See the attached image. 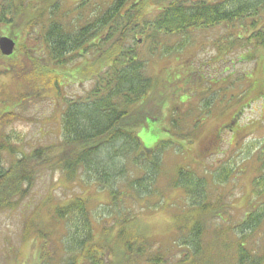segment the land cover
Listing matches in <instances>:
<instances>
[{"label": "rangeland", "instance_id": "obj_1", "mask_svg": "<svg viewBox=\"0 0 264 264\" xmlns=\"http://www.w3.org/2000/svg\"><path fill=\"white\" fill-rule=\"evenodd\" d=\"M48 1H60V10L68 11L67 20L74 19V0ZM145 1L148 3L146 14L154 15L174 0ZM96 2L99 4V0H90L84 8V12H89L88 18ZM107 2L104 0L102 7ZM46 4L44 0H30L28 12L16 17L18 45L26 44V25L30 19L37 18L39 9L46 10L44 23L49 24L47 16L51 7ZM84 19H77L74 24L80 25ZM261 19L260 24H263L264 13ZM234 24L189 29L186 35L189 42L180 50L169 46H177L183 35L168 37L161 33L169 50L161 49L160 55L150 56L148 60L146 70L154 78V84L146 97L130 107L128 120L136 123L134 129L144 147L149 149L167 143L155 192L138 199L140 196L134 191L136 198L128 197L133 193L129 182L146 174L144 166L128 165L122 181L114 186H120L123 193L115 202L109 190L101 189L83 171L75 180H69L54 163L37 167L35 181L25 196L16 199L18 202L13 208L0 210V264H40L41 249L45 245L57 253L52 260L54 264L70 260L75 251L71 235L77 231L83 234L86 230L75 226L79 221L73 218L65 219V225L63 221L57 222L52 209L76 197L84 199L88 205L89 218L95 226L92 232L95 242L107 245L103 253H99L106 264H129L128 259L134 257L126 255L125 240L136 234V242L144 236L153 242L152 251L139 257L136 264H151L144 259L161 253V247L165 248L162 253L168 257V262L174 263L188 253V248L178 247L179 243L173 248L174 240L178 242L187 233V230H176V215L189 205L186 192L173 186L177 166L211 177L221 166L231 162L237 172L228 183L216 186L213 191V194H226L230 216L223 214L221 219L206 220L203 242L207 264H237V245L242 236L236 235L235 228L245 213L252 210L249 200L256 203L264 199V196L254 199L250 195L254 178L264 175V151L261 150L264 148V49L255 48L252 28L245 26V21L242 25ZM31 38L36 39L35 34ZM141 38L142 35H137L141 41L138 47L143 56L149 57L148 42ZM87 57L66 68H55L67 73L62 74L61 81L64 82L63 95L68 99L83 95L92 84L85 73L74 74L81 64L84 67L87 63L93 70L98 67L100 61L96 53ZM24 68L27 70L28 66ZM42 69L47 72L45 66ZM16 74L11 76L0 71V140L5 139L26 153L38 145L58 143L62 139L60 121L66 105L64 98L58 96L54 88L44 85L40 78L23 79L19 71ZM8 112H15L18 117L5 119ZM139 121L141 123H137ZM26 153L24 155H28ZM0 156L1 163L11 168L22 154L12 156L3 151ZM210 183L213 189L215 183L212 180ZM29 222L31 230L46 234V240L35 235L25 239ZM121 229L125 230L122 237ZM261 230L246 240L264 264V222ZM236 231L242 233L240 228ZM136 242L133 241L137 248ZM170 248L173 250L167 252ZM77 252L80 255L81 248Z\"/></svg>", "mask_w": 264, "mask_h": 264}, {"label": "trees", "instance_id": "obj_2", "mask_svg": "<svg viewBox=\"0 0 264 264\" xmlns=\"http://www.w3.org/2000/svg\"><path fill=\"white\" fill-rule=\"evenodd\" d=\"M44 1L51 7L47 16L49 24L44 23L46 10L39 9L37 18L30 19L26 25V44H17L10 56L3 55L0 50V71L11 76L19 71L23 79L40 78L44 85L54 88L57 95L64 98L66 105L60 121L62 139L58 143L38 145L28 153L17 145H10L5 139L0 140V154L3 151L10 152L12 156L22 154L11 168L1 163L0 156V210L13 208L18 202L16 199H21L31 189L38 169L51 163L56 164L69 180H75L83 171L101 189L109 190L114 202L123 196L120 186H114L122 181L128 165L144 166L146 174L129 182L128 187L133 193L130 192L128 197L136 198L134 191L140 196L138 199L155 192L167 143L149 149L144 147L134 129L136 123H131L128 118L130 107L146 97L153 87L154 78L146 70L150 56L159 52L161 54V49L169 50L161 33L168 37L183 35L177 41V46H169L180 50L189 42L186 36L189 29L215 28L234 23L242 25L245 21V26L252 28L251 38L255 39V48L264 49V23L260 24L264 0H174L162 6L154 15L146 14L148 3L145 0H108L104 7L101 4L104 0H99V4L94 3L96 6L92 8L89 18V12H84V8L90 0H74L72 10L75 16L71 21L67 20L68 11L60 10V1ZM29 3L30 0H0V37L7 34L16 42V17L28 12ZM67 9L70 10L68 6ZM81 18H85L83 23L74 24ZM33 34L36 39L31 38ZM137 35H142L141 40L148 42L151 53L149 57L143 56L139 49L141 41ZM37 42L40 44L35 45ZM37 52L43 56L37 55ZM92 53H96L97 61H100L98 67L93 70L84 62L85 66L81 64L74 72L76 76L85 73L88 79L91 78L90 88L83 95L68 99L67 95H63L64 82L61 81L62 74L67 73H61L55 68H66ZM26 65L27 70L24 68ZM43 66L47 72H43ZM6 115L5 119L18 117L15 112ZM261 150L264 151V148ZM231 164L221 166L211 177L200 176L185 167L177 166L173 186L186 192L189 205L176 215V230H187V233L178 242L174 240L173 248H177L179 243L178 247L188 248V253L184 258L169 263L168 257L162 253L165 248L161 247V253L144 259L145 262L207 264L203 228L208 219L212 222L221 219L223 214L230 216L226 194H213V191L216 186L228 183L237 172ZM211 180L215 183L213 189L210 187ZM251 191L250 195L254 199L264 196V175L254 178ZM87 206L84 199L76 197L52 209V216L57 222L63 221L65 225V219L73 218L79 221L74 223L75 226L86 230L83 234L77 231L71 235L74 255L60 264H106L103 255L99 253H103L107 245L95 242L92 234L95 226L90 221ZM248 206L252 210L245 213L235 228L236 235L242 236L237 245V264H261L259 255H256V250L251 248L246 239L262 231L264 199L256 203L250 199ZM26 226L25 239L35 235L46 240L45 233L30 229L31 222ZM238 228L242 233H237ZM124 231H119L121 237ZM140 238L136 242V234L125 240L126 255L134 257L128 259L129 264H136L139 257L152 251L153 242L145 236ZM133 241L138 245L137 248ZM78 248H81L80 255H77ZM41 250L40 264H51L56 251L46 245Z\"/></svg>", "mask_w": 264, "mask_h": 264}, {"label": "water", "instance_id": "obj_3", "mask_svg": "<svg viewBox=\"0 0 264 264\" xmlns=\"http://www.w3.org/2000/svg\"><path fill=\"white\" fill-rule=\"evenodd\" d=\"M16 49V42L13 38L8 36L0 37V50L3 55L10 56Z\"/></svg>", "mask_w": 264, "mask_h": 264}]
</instances>
